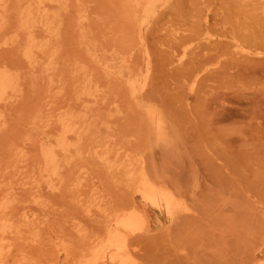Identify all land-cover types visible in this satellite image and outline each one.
Instances as JSON below:
<instances>
[{
    "label": "rangeland",
    "instance_id": "374dc122",
    "mask_svg": "<svg viewBox=\"0 0 264 264\" xmlns=\"http://www.w3.org/2000/svg\"><path fill=\"white\" fill-rule=\"evenodd\" d=\"M22 263L264 264V0H0Z\"/></svg>",
    "mask_w": 264,
    "mask_h": 264
},
{
    "label": "bare ground",
    "instance_id": "6f19581e",
    "mask_svg": "<svg viewBox=\"0 0 264 264\" xmlns=\"http://www.w3.org/2000/svg\"><path fill=\"white\" fill-rule=\"evenodd\" d=\"M206 27V26H205ZM260 55V54H259ZM132 82V81H131ZM129 86V85H128ZM131 88V87H130ZM133 89V87H132ZM131 89V90H132ZM134 94H135V90H133ZM139 93V92H138ZM137 96V95H136ZM156 173V172H155ZM143 195V197L148 201L150 202L152 205H157L158 204V199L156 197V195L154 193H152L149 189H143L142 191H140ZM132 216V215H131ZM136 219V218H135ZM135 222V220H134ZM136 223V222H135ZM31 224V223H30ZM40 224V223H39ZM133 219L132 217H129L128 219L124 220L121 224V227L123 228H130V230H133ZM14 237V236H13ZM117 238V237H116ZM118 239V238H117ZM11 245V244H10ZM119 247V246H117ZM120 248V247H119ZM110 259V258H109ZM102 260V259H101ZM78 262V261H77ZM112 262V261H111ZM93 263V262H92ZM23 264V263H22Z\"/></svg>",
    "mask_w": 264,
    "mask_h": 264
}]
</instances>
